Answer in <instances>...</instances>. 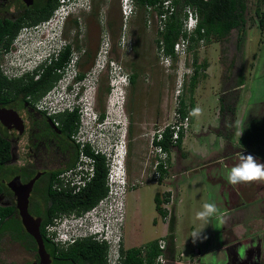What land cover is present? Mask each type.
Returning <instances> with one entry per match:
<instances>
[{"label":"rangeland","instance_id":"rangeland-1","mask_svg":"<svg viewBox=\"0 0 264 264\" xmlns=\"http://www.w3.org/2000/svg\"><path fill=\"white\" fill-rule=\"evenodd\" d=\"M257 1L247 0L243 39L239 38V33H242L233 27L224 37L211 35L209 39H200L189 49L188 62L190 58L191 66H195L192 63L194 57L197 58L195 63L201 64L198 66V78L192 92L189 91L187 78L182 91L187 101L190 95L194 100L191 127L197 132L194 143L197 147L183 148L180 152L177 150L178 147L171 148L170 163L174 160V164H177L180 160L181 164L187 166V170L181 174L182 181L187 182L185 185L181 184L179 195L176 196V204L174 202L170 204L172 208L168 221L173 223L176 229L173 239L176 236L178 250L175 247L173 254L174 258H180L181 261L176 264H187L191 251L196 254L198 245L193 243L190 235L204 221L198 219L196 215L203 210V205L212 203L216 206L217 211L205 222L219 228L222 222L221 211H226V206L232 201L231 198L223 201L220 195V189L224 193L228 189V174L222 171L225 167L222 168V163L219 162L209 173V168L201 166L205 161L201 155L202 148L211 145L216 151L222 150L224 141L220 139V133L225 131L222 124L224 121L231 124V116L236 114V110L232 113L227 110L233 107V104L236 105L239 98H242L243 102L241 101V104L237 106V112H241L238 109L239 106L243 109L244 105L248 103L250 105L251 99L254 100L255 107L251 105L250 108L256 111L252 112L249 111L250 108H247L248 113L251 116L264 118V29L259 28L254 12ZM259 3V8H264V0H259ZM92 4L93 8L90 7L89 11L78 13L76 19L79 21L72 24L74 27H71L68 18L63 37L65 41L71 43L73 49L76 47L82 51L84 48L87 49L80 55L77 65L80 71L85 72L83 80L98 86L94 108L97 111L105 109L106 114L103 119L108 125L114 124L117 132L121 129L123 132L126 124L128 128L131 122V133L127 132L129 135L126 137L128 147L126 167L130 186L125 198L123 230L125 246H139L150 239L159 237L166 228V222L158 213L154 200L155 192L162 190L161 185L147 181V177L142 178L140 174L144 167L146 171L151 169L149 134L170 119L177 74L175 68L178 64L173 60L171 66L165 65L159 54L161 44L158 45L155 39L159 36L156 21L152 20L150 26H147L144 23L145 10L137 9L136 15L125 24L135 45L131 51L124 52L117 43L124 25L120 0H92ZM72 17H74L73 14L70 20H73ZM104 29L111 38L113 46L109 55L118 61L123 70L137 71L135 84L129 85L125 92L124 113L121 110L107 112L108 70L103 69L95 74L91 72L97 59ZM48 32L47 39L38 41V45L55 46L59 31L52 29ZM240 82L243 84L239 86L240 89H236ZM221 103H223L222 108ZM197 108L201 111L195 112ZM248 113L244 117L243 124H247L250 120ZM234 117L236 119V115ZM251 118L254 120V117ZM249 123L252 125V122ZM2 127L0 124L1 131L5 132L6 130ZM149 131L151 132L147 135ZM104 133L103 130L100 131L102 137L104 136L108 141L111 134H108L107 138ZM189 137L187 136L186 139L189 140ZM196 163L201 164L199 165L201 167L195 170ZM16 166L15 160L4 165L0 174L5 182L11 177ZM136 178H142L145 182L132 186ZM238 213L237 211L234 215L230 212L229 216L233 217ZM29 255L30 253L19 242L13 240L9 233H3L0 236V264H21L22 261L29 260ZM167 255L170 257L168 248ZM166 264L175 263L167 260Z\"/></svg>","mask_w":264,"mask_h":264},{"label":"built area","instance_id":"built-area-1","mask_svg":"<svg viewBox=\"0 0 264 264\" xmlns=\"http://www.w3.org/2000/svg\"><path fill=\"white\" fill-rule=\"evenodd\" d=\"M176 4L174 0H158L155 3L145 4L146 25L150 26L152 20L156 21L157 29H161L168 17L174 11ZM121 18L123 29L120 32L118 45L121 50L129 52L133 49V40L126 29L125 24L137 13V4L132 0H120ZM182 30L173 44L174 53L165 52L163 44L160 46L159 54L165 62V65L171 66L173 60L178 66L175 77V93L173 94V107L171 109L170 119L163 126L154 129L149 134L150 153L152 155L151 169L146 171L144 167L141 176L147 177V181L158 183L163 177V170H168L170 164V146L177 143L181 135H185L190 126V113L182 114L179 110L180 94L185 80V74L193 70L191 59L189 58L190 34L200 19L199 12L195 5L187 3L183 7ZM186 33L183 34L182 32ZM97 52V59L91 72L106 69L109 76V90L107 93V112L121 110L123 112V103L125 101V90L123 83L129 81V74L123 71L118 61L109 55L112 49L111 38L103 31V37ZM162 43V41L160 40ZM106 58L109 59V65H106ZM193 61V60H192ZM192 69V70H190ZM51 88L35 100V106L38 109L46 110L49 113L73 110L75 108L72 97L78 93L79 84H76L72 92L67 94L63 90ZM67 94V95H66ZM83 97H89V91L83 94ZM64 100H66L64 102ZM188 108V106H187ZM78 119L76 127L71 133V137L78 144V155L74 164L60 169L53 178L52 187L57 191L75 194L80 192L93 179L96 173V156H104L106 172V193L98 199L96 203L87 209L78 212L72 211L54 216L44 225V233L57 245L67 246L79 238L91 237L106 244L105 258L107 264H123V252L119 251L124 239L123 220L125 214V198L130 186L127 167H126V137L125 130L117 132L115 125H108L106 120L99 119L97 110H88L85 106L77 108ZM106 114V112H105ZM92 118V119H91ZM103 130L108 138L107 141L100 131ZM168 130L169 149L163 147L159 142ZM99 135V136H98ZM101 135V136H100ZM88 145V151L85 149ZM148 175V176H147ZM136 178V183H144V179ZM162 207L166 212L162 215L168 222L171 214V205L173 198L171 194L162 195ZM166 198V199H165ZM171 204V205H170ZM165 235V234H164ZM161 235L158 238L160 253L155 256L150 264H164L167 260L164 249L166 248V238Z\"/></svg>","mask_w":264,"mask_h":264},{"label":"trees","instance_id":"trees-1","mask_svg":"<svg viewBox=\"0 0 264 264\" xmlns=\"http://www.w3.org/2000/svg\"><path fill=\"white\" fill-rule=\"evenodd\" d=\"M158 0H136L137 8L145 10L146 3H155ZM59 0H52L47 5L36 12V20L48 18L55 7L58 5ZM176 4L174 11L166 20L165 25L161 29H157L156 43L158 45L163 44L165 52L174 53L173 44L177 39L179 33L182 30L183 24V7L185 4L190 3L196 6L197 11L200 15V20L194 32L190 34L189 48L199 42L200 39H209L211 35L216 37H224L230 29L236 27L239 33V38L243 39V31L245 30V10L247 9V0H174ZM259 0L257 1L254 12L256 14L257 23L261 30L264 29V8H259ZM145 13V12H144ZM77 23V19H73ZM144 23L146 20L144 18ZM183 34L186 32L183 31ZM162 41V43L160 42ZM135 43H133L134 47ZM71 43H66L63 49L60 51L57 57H53L51 61L43 67L40 75L36 80H30L28 82H23L21 76L15 78H7L5 75L1 74L0 78V103H8L13 97L18 95L19 91H22L23 95L30 93L33 99L39 98L47 90H49L55 83V81L60 77L61 73L56 70V67H63L66 61L70 57ZM113 48V46H112ZM87 55L89 52L87 51ZM196 59L194 57L192 63L195 65L193 67V73L188 79V88L192 92L193 87L198 78L199 68L201 64H196ZM203 65V63H202ZM85 72L80 71L77 77H82ZM31 77L32 75L29 74ZM129 77L131 83L134 85L137 77V71L133 70L129 72ZM32 78V77H31ZM109 87H107L108 89ZM192 95L187 99L184 97L183 92L180 94V104L179 110L182 114L189 112L191 116L193 115L194 100ZM223 103H221L222 108ZM229 105V104H228ZM188 106V108H187ZM233 107L228 108L227 111L231 113L235 111V104ZM105 116V109L103 108L99 113V118L103 119ZM233 117V115L231 116ZM63 128H66L70 133L75 129V121L78 118L77 110L61 112L57 115ZM232 120V118H231ZM131 123V122H130ZM130 123L128 125V133H131ZM128 134V135H129ZM169 132L165 131L164 137L159 140V142L165 148H169L168 141ZM73 139V138H72ZM181 137L177 140L176 145L179 147L181 145ZM75 157L68 163L67 166L74 164L78 155V144H74ZM88 151V145L85 149ZM11 157V141L9 140L7 134L0 130V171L7 164ZM96 173L93 179L85 186L80 192L76 194H68L66 192L55 191L52 187L53 178L57 172L61 169H56L51 171L48 175L40 176L36 180V187L39 188L41 185L43 187V192L45 196V208L42 213V222L40 225V231L43 238H46L43 232V225L45 222L49 221L53 215L58 214L61 211L71 210L73 207L77 206L78 209H87L94 203L98 201L107 191L106 185V172L107 168L105 165L104 156L99 154L96 156ZM20 172L25 178L29 177L30 174L34 172L33 169L22 166L15 167L13 173ZM164 172V173H163ZM163 177L167 173V170H163ZM162 177V178H163ZM43 183V184H41ZM159 183V182H158ZM12 196V191L3 182L0 174V194H5ZM169 194L168 191H157L154 194L155 207L159 214H164L166 211L161 206L164 198L162 195L166 196ZM166 199V198H165ZM50 202V205H48ZM169 231L166 234L168 240V250L170 256H173L174 246V227L173 223H169ZM3 233H9L13 240H17L27 249L35 247L34 238L25 230L21 222L18 210L12 200L8 204H2L0 202V236ZM46 243L50 244L53 253H56V260H62V264H106L105 252L106 244L100 242L96 239L85 237L77 240L67 248H59L53 242L46 240ZM121 252H123L124 257L122 258L123 264H149L154 257L159 253L158 247V237L150 239L144 244L139 246L126 247L121 245Z\"/></svg>","mask_w":264,"mask_h":264},{"label":"flooded vegetation","instance_id":"flooded-vegetation-1","mask_svg":"<svg viewBox=\"0 0 264 264\" xmlns=\"http://www.w3.org/2000/svg\"><path fill=\"white\" fill-rule=\"evenodd\" d=\"M51 1L52 0H32L31 3H26L25 0H0V78L2 77L1 74L5 75L7 78L21 76L23 82H28L30 80H36L40 75L43 68H41L39 73L32 74L27 70H31L37 65V62L42 58L43 54L47 53L49 49L48 45L40 46L37 42L47 39L48 31H51L53 28V20L50 18L36 20L34 12L42 9L44 5H47ZM91 6H93L92 0ZM71 16L72 15L65 17L63 28L68 22V18L71 27H74L72 24H75V22L74 20H70ZM72 18L74 19V17ZM78 21L79 20H77V23ZM84 50L87 49L84 48ZM59 69L60 67H56L57 71ZM29 74L32 75V78ZM129 85H133L131 80ZM35 100L36 99H33L30 93L23 95L22 91H19L18 95L13 97L8 103H0V106L12 107L18 112L23 125L21 131L17 127L9 128L1 122L0 124L4 127L2 128L6 130L4 133L7 134L11 141V156L13 157H10L8 162L15 160L16 167L21 168L25 166L34 170L27 178L22 176L20 172L13 173L11 177L15 174H20L21 181L26 182L37 172H40L29 194L28 210L32 215L40 216L41 225L42 215L40 213H42L45 208L44 184L41 183L43 187L40 185L38 188L36 187L38 185L36 184V180L40 176L48 175L53 170L67 167L68 163L75 157L74 144L76 142L72 139L71 133L69 135L68 130L62 127L60 120L57 118V115L61 112L49 113L46 110L38 109L35 106ZM3 182L9 188L4 179ZM12 200L15 204L13 192L12 196L7 193L0 194V202L2 204H8ZM48 205H50V202H48ZM67 211L77 212L79 209L75 206ZM228 232L231 236H235L232 229ZM45 237L46 238H43V243L46 251L49 253L50 259L46 264H62V260H56L55 255H57L56 253L58 252L56 251V253H53L50 244L46 243V240L53 241L46 235ZM231 242H233V245H226L223 248L224 256L222 259L216 260L214 258V260H212V257H206L203 258V264H264V238L256 239L255 242L249 245L245 244L243 241H236L235 237L230 239L228 243ZM53 243L55 244V242ZM20 244L22 245V243ZM24 248L30 255L29 260H24L21 264H42L36 241L35 247L31 249ZM172 259L175 263L181 262L180 258H174V254ZM192 259L193 258H191V260L188 259L186 263L191 264L192 262L199 264Z\"/></svg>","mask_w":264,"mask_h":264},{"label":"crops","instance_id":"crops-1","mask_svg":"<svg viewBox=\"0 0 264 264\" xmlns=\"http://www.w3.org/2000/svg\"><path fill=\"white\" fill-rule=\"evenodd\" d=\"M241 82L236 86V89H240L239 86L243 84ZM251 97L252 95L250 98ZM241 101L242 98H239L235 105V115L237 120L234 117L235 115H233L234 118L232 117L231 124L230 122L227 124L226 121L222 124V126L225 127V131L220 133V139L224 141L222 150H218V152L215 150V147H211V145L203 147L201 155H203L205 161L202 162V165L198 163L194 164L195 170L202 166L209 168L210 173L213 167L222 161V168L225 167V170L222 169V171L229 175L231 168L239 162L238 154L240 152L245 155L251 154L259 162L264 163V118L255 115L251 116V114L248 113L249 111H252L250 108L251 105L255 107V104L253 103L254 100L251 99L249 100L251 102L250 105H248L249 103L244 105L243 109L239 106L238 109L241 112H237L236 108L241 104ZM247 108H250L249 111ZM253 111L256 110L254 109ZM247 113L248 117H250L249 122H252V125L249 122L243 124L244 117ZM251 117H254V120H252ZM254 122L255 124L253 125ZM227 125L228 127L226 128ZM196 133L197 132L190 127L177 150L180 152L183 148L191 149L193 146L197 147V144H194L197 138ZM190 135L191 137H189ZM187 136L189 137V140L186 139ZM184 170H187L186 164H181L180 160L177 164H174L173 160L169 165L167 173L159 181L162 189L161 191H168L169 194L172 195L175 204L176 196L179 195V191L181 190V184L185 185L187 182L182 181L181 179V174L184 173ZM177 180L182 182L176 183L175 181ZM227 186L228 189L225 193L223 191L221 192L220 189V195L223 201H227L229 198H231L232 201L226 206V211H221L222 222L220 227L216 228L213 224L208 225L204 220L201 223V226L197 229H203L202 235L206 236L207 239L197 240V244L194 243L195 245H198V247L196 254L191 251L190 257L193 258L192 260L196 263L203 264V258L206 257H212V260H214V258L216 260L222 259L224 256L223 248L226 245H233V242H228L234 237L236 241H243L247 245L252 244L256 239L264 238V179L236 185L227 182ZM237 211L239 213L236 216H229L230 212L231 214H234ZM177 217L179 216L177 215ZM230 229H232L233 234L235 235L234 237L228 232ZM175 232L176 229L174 228V233ZM174 240L175 247L178 250L176 236ZM180 253L182 255V252ZM191 264L195 263L191 262Z\"/></svg>","mask_w":264,"mask_h":264},{"label":"clouds","instance_id":"clouds-1","mask_svg":"<svg viewBox=\"0 0 264 264\" xmlns=\"http://www.w3.org/2000/svg\"><path fill=\"white\" fill-rule=\"evenodd\" d=\"M132 1L133 2L135 1L136 2V0H132ZM90 6H91V0H59L58 5L53 10L52 14L48 17L51 20H53V26H52L53 28L52 29L53 30H56V31H59L58 37L56 36L57 41L55 43V46L53 45L52 47H49L47 53L46 54H43L42 58L37 62V65H35L31 70H27V71H29L31 74L32 73H39L41 71V68H43L46 64H48L53 57H57L59 55L60 51L63 49V47L65 46V44L68 43L67 41H65V39L63 37V30H64V28H63V21H64L65 17L73 14L74 18H76L78 16V13L80 11H82V12L83 11H86V10L89 11L90 10ZM197 25H198V23H197ZM197 25H196V27H197ZM196 27H195V29H196ZM57 34H58V32H57ZM83 51L80 50V49H78L77 47L75 49H73L71 47L70 57L66 61L65 66L60 67V69L58 70V72H60L61 75L55 81L54 85L51 88H54L53 89L54 91L56 89H59V90H63L67 94H69L70 92H72V89L74 88V86L76 84H79L78 93L75 96L72 97V100L74 101V104L76 105L73 110H75V109L77 110V108L80 105L87 107L88 110H94L95 108H94L93 105H94L95 100H96L97 87L98 86L97 85L94 86L92 84H89V83L85 82L83 80V78H85V76H84L85 74L82 77H77L78 76V73L80 72V70L78 69V65L77 64H78V61H79V57L83 53ZM106 65L107 66L109 65V59H107V58H106ZM100 71L101 70H99V72ZM123 71H125V70H123ZM125 72H127V71H125ZM127 73L129 74V72H127ZM192 73H193V70L191 72L185 74L186 76H185L184 84H183V87H182V91L184 89L185 83L187 82V80L189 79V77H190V75ZM186 78H187V80H186ZM129 83H130V77H129V81L128 82H124L123 83V88H124L125 92L127 90V87L129 86ZM87 90L89 91V97L88 98H86V97L81 98L83 96V94L87 92ZM182 91H181V93H182ZM65 101L66 100H64V102ZM125 101L123 103V113H124V104H125ZM73 110L65 109L64 111H59V112L73 111ZM194 111L195 112H200L201 110L199 108H197ZM98 113H100V111H98ZM77 114H78V112H77ZM76 121H75V123H76ZM191 122H192V116L190 114V126H189V129L191 127ZM75 127H76V125H75ZM189 129H188V131H189ZM188 131L186 132V134L188 133ZM127 132H128V128H127V124H126V126H125V137H127L126 136L127 135ZM184 136L181 135L180 136L181 139H183ZM174 147H178V146L176 144H174L173 146H170V158H171V148H174ZM126 149H127V141H126ZM126 152L128 153V150ZM238 160H239V162L236 163L231 168V170L229 172V175L227 177V180H228V182L230 184L236 185V184H240V183H248V182H252V181H255V180L264 179V163L259 162L253 155H251V154L245 155L242 152H240L238 154ZM221 163H223V162L221 161ZM151 182H153V181H151ZM60 192H62V191H60ZM68 194H71V193H68ZM172 204H173V202H172ZM161 205H162V203H161ZM216 211H217V209H216V206L214 204H212V203H205L203 205V210L200 211V212H198L196 215H197V218L198 219H201V220H205L206 221L207 218L211 217ZM69 212L70 211L59 212L58 214L53 215L52 218L54 216H56V215H60V214H63V213H69ZM49 221H47V222H49ZM47 222H45V223H47ZM45 223H44V225H45ZM44 225H43V232H44ZM165 225H166L165 231L161 235H164L165 234L164 236L166 238V234L169 231V227H168L169 226V223L166 222ZM202 231H203V229H200V230H195V231H193L191 233L190 237H192L193 243H196L197 240L207 239L206 236H203L202 235ZM44 235H45V233H44ZM166 241H167V244H166V248L164 249L165 256L167 257V260L174 262L173 259H172V256L169 257L167 255V248H168V240H167V238H166ZM74 242H76V241H74ZM74 242L68 244L67 246L57 245L56 243L55 244L59 248H67L71 244H73ZM122 245H125L124 239H123ZM119 251L121 252V246L119 247ZM160 251H161V249L159 248V253H160ZM105 260H106V258H105ZM167 260L165 261V263L167 262Z\"/></svg>","mask_w":264,"mask_h":264},{"label":"water","instance_id":"water-1","mask_svg":"<svg viewBox=\"0 0 264 264\" xmlns=\"http://www.w3.org/2000/svg\"><path fill=\"white\" fill-rule=\"evenodd\" d=\"M25 1L26 3L32 2V0ZM0 122L9 128L17 127L20 129V131L23 127L21 117L19 116L18 112L12 107L0 106ZM39 175L40 172H37L28 181L22 182L20 174H15L7 181V185L12 190L15 196V206L18 210L21 222L25 230L34 237L37 243V250L40 255V261L42 264H46L50 259L49 253L44 247L43 237L40 232V216H34L28 210L29 194L35 179Z\"/></svg>","mask_w":264,"mask_h":264}]
</instances>
